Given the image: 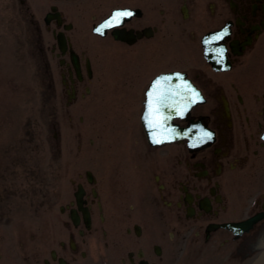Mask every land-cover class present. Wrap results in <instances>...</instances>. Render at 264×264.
I'll return each instance as SVG.
<instances>
[{
    "label": "flooded vegetation",
    "instance_id": "flooded-vegetation-1",
    "mask_svg": "<svg viewBox=\"0 0 264 264\" xmlns=\"http://www.w3.org/2000/svg\"><path fill=\"white\" fill-rule=\"evenodd\" d=\"M121 2L135 12L120 29L129 40L108 34L93 53L103 55L112 45L102 57L111 64L106 87L89 49L76 46L67 32L64 51L56 41L39 46L50 100L82 109L94 103L97 129L109 101L114 139L80 159L91 168L70 177L73 196L59 206V223L47 196L41 223L19 226L17 240L7 239L4 226L7 215L22 209L37 221L35 190L26 187L34 169L20 181L18 168L29 165L21 149L0 152L10 157L0 159V264H167L168 251L178 260L189 246L210 249L219 264H234L264 243L256 238L264 237L258 233L264 219L249 232L231 229L264 213V0ZM40 36L37 31L38 43ZM163 73H178L168 82L171 100L181 99L177 92L185 85L201 100L184 118L169 112L173 127L192 129L190 137L153 143L143 115L152 82Z\"/></svg>",
    "mask_w": 264,
    "mask_h": 264
},
{
    "label": "rangeland",
    "instance_id": "rangeland-1",
    "mask_svg": "<svg viewBox=\"0 0 264 264\" xmlns=\"http://www.w3.org/2000/svg\"><path fill=\"white\" fill-rule=\"evenodd\" d=\"M124 3L121 0H26L29 10L25 12L26 6H22L21 0H0V152H5V147L9 146L21 149L22 159H27L29 165L22 167L26 163L18 168L22 171L19 179L23 181L29 175L27 168L34 169L32 176L27 179L26 187L33 185L29 191L35 190L32 197L39 206L37 221L35 214L26 213L24 209L14 215H7L8 223L4 226L7 239L17 240L19 226L29 222L34 227L36 222L45 217L47 196L54 202V220L57 225L61 219L59 206L73 196L70 177L91 168L88 164L80 163V159L95 155L98 142H112L114 139L115 113L109 101L104 106V114L99 118L102 122L104 119L105 123L97 129L96 117L100 115V109L97 105L94 107V103L88 109H82L77 106L80 103L75 107H67L61 99L50 100L52 91L47 83L38 50V28L41 29L43 43L55 42L52 32L46 30L44 17L52 5H57L64 13L66 22L73 24L67 34L76 46L89 49L88 55L93 56L96 63V78L105 82L106 87V76L111 75L108 74L109 69L111 70L108 66L111 64L110 58H107V66L102 57L113 52V49L109 44L105 47L110 48H104L106 53L103 55L97 52L93 54L97 50L95 43L103 40H93V37H97L94 36L92 28L109 15L112 9L123 7ZM102 73H105L103 77L100 75ZM97 84L99 86L101 82ZM97 89L102 88L99 86ZM97 94L101 93L97 91ZM108 97H111L110 92ZM81 117H84L83 122ZM55 123L60 134L58 144L54 139ZM90 142L96 145L90 146ZM82 144L85 145L81 146ZM0 159L9 160L10 157L0 155ZM263 231L264 227L259 226L258 233ZM27 232L31 233L32 230ZM256 232L250 234V237H254ZM59 236L62 237L61 233ZM59 236L56 239H60ZM256 238L260 242L264 237L260 234ZM260 246L258 252L253 253L249 259L239 258L234 264H248L264 254V243ZM18 247L14 245L16 251ZM202 250L194 246L184 248L177 261L168 251L167 264L220 263L221 258L210 249Z\"/></svg>",
    "mask_w": 264,
    "mask_h": 264
},
{
    "label": "snow or ice",
    "instance_id": "snow-or-ice-1",
    "mask_svg": "<svg viewBox=\"0 0 264 264\" xmlns=\"http://www.w3.org/2000/svg\"><path fill=\"white\" fill-rule=\"evenodd\" d=\"M132 13L130 11H116L112 14L111 18L106 21L103 25L96 28L97 32H101L104 28L113 27L115 24H119L124 17L131 16ZM222 38V35H218L216 39ZM171 78L168 76H163L155 80L152 84L151 89L147 93L148 101L147 107L149 112V120L148 123L152 128H159L162 126V120L164 117L161 115V108L166 107V100L169 94V89H166L163 85V82L169 81ZM188 91H190L194 98L199 97V93L194 89L190 88L188 85L184 86ZM155 136V133H153ZM208 140L212 138V134L209 132H205L203 134ZM155 143H160L159 139L154 141Z\"/></svg>",
    "mask_w": 264,
    "mask_h": 264
},
{
    "label": "water",
    "instance_id": "water-1",
    "mask_svg": "<svg viewBox=\"0 0 264 264\" xmlns=\"http://www.w3.org/2000/svg\"><path fill=\"white\" fill-rule=\"evenodd\" d=\"M46 20H47V22H50L51 17H48ZM59 23H60V19H59ZM115 35L117 37H121L120 34H118L119 36L117 34H115ZM63 41H64L63 40V36H62V34H60V36H59V42H63ZM185 103L184 102L168 101V102H166L167 106L161 108V115H162V117H164V119L162 120V126H164V127L167 126V130H166L167 132H165V133L164 132H160L158 134V136H160L162 139L169 140V139H177L179 137H190L191 136L192 129H190V130H188V129H182V131H179V129L173 127V125L171 124L172 123V117L173 116L169 114V112L171 110L176 109L175 107H177L178 105L181 106V110L183 112L188 111V109L192 105V102L191 103H186L187 105ZM181 116H184V114H182ZM254 221L255 220H251L250 222H254ZM239 227L242 228L243 226H239ZM254 264H264V258H262L261 260L257 261Z\"/></svg>",
    "mask_w": 264,
    "mask_h": 264
}]
</instances>
